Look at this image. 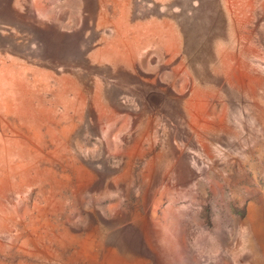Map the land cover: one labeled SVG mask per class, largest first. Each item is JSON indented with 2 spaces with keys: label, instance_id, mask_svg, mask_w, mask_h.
<instances>
[{
  "label": "rangeland",
  "instance_id": "rangeland-1",
  "mask_svg": "<svg viewBox=\"0 0 264 264\" xmlns=\"http://www.w3.org/2000/svg\"><path fill=\"white\" fill-rule=\"evenodd\" d=\"M0 264H264V0H0Z\"/></svg>",
  "mask_w": 264,
  "mask_h": 264
}]
</instances>
